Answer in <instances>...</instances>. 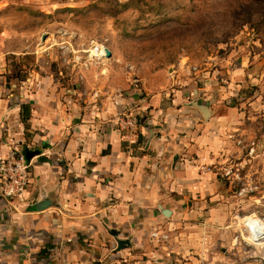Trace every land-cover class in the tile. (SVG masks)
Instances as JSON below:
<instances>
[{"label":"crops","instance_id":"obj_1","mask_svg":"<svg viewBox=\"0 0 264 264\" xmlns=\"http://www.w3.org/2000/svg\"><path fill=\"white\" fill-rule=\"evenodd\" d=\"M177 80L185 89L173 96L168 86L150 95L123 82L128 92L119 95L113 84L114 104L82 105L48 86L14 94L0 77V158L12 148L31 155L33 177L24 202L0 198V264H205L213 237L184 227L197 226L187 220L198 206L212 214L219 206L217 174L200 169L219 160L222 144L205 133L213 111L206 122L183 99L194 84ZM125 109L136 114L134 136L118 124ZM44 200L52 206L34 211ZM118 240L129 246L118 250Z\"/></svg>","mask_w":264,"mask_h":264},{"label":"rangeland","instance_id":"obj_2","mask_svg":"<svg viewBox=\"0 0 264 264\" xmlns=\"http://www.w3.org/2000/svg\"><path fill=\"white\" fill-rule=\"evenodd\" d=\"M0 63L12 93L48 86L82 105L114 104L113 84L118 95L124 82L150 95L168 86L173 96L185 89L177 76L190 79L183 99L213 111L205 133L222 145L208 166L219 206H198L187 220L197 226L184 229L213 237L205 264H264V239L243 224L264 222V0H0ZM111 75L118 80L106 83Z\"/></svg>","mask_w":264,"mask_h":264},{"label":"built area","instance_id":"obj_3","mask_svg":"<svg viewBox=\"0 0 264 264\" xmlns=\"http://www.w3.org/2000/svg\"><path fill=\"white\" fill-rule=\"evenodd\" d=\"M5 75V67L0 63V77ZM118 124L122 130L127 131V136L136 135L138 120L132 109L122 110L117 116ZM202 172H211L210 167L202 166ZM33 183L31 163L25 154L17 148H12L10 153L0 158V198L3 200L25 201V195ZM246 221V222H245ZM244 229L250 238L264 239V222L254 217L243 220ZM156 241L167 240L165 234L154 232L151 235ZM127 264V263H125Z\"/></svg>","mask_w":264,"mask_h":264},{"label":"water","instance_id":"obj_4","mask_svg":"<svg viewBox=\"0 0 264 264\" xmlns=\"http://www.w3.org/2000/svg\"><path fill=\"white\" fill-rule=\"evenodd\" d=\"M105 53H106V56L108 58H111L112 57V54H111V52L108 49H105ZM200 109H201V112H202L203 116L206 119H209L210 118V115H211L210 110L206 106H202V107H200ZM26 157L27 158H30L31 155L26 154ZM51 206H52V202H50L48 200H44V201H41V202L37 203L34 206V211H36V212L43 211V210L48 209ZM165 215L166 216H169V211H166L165 212ZM112 235L114 237H117L118 236V232L113 231L112 232ZM117 244H118V248L117 249L118 250H123V249H125V248H127L129 246V241H127V240H118Z\"/></svg>","mask_w":264,"mask_h":264},{"label":"bare ground","instance_id":"obj_5","mask_svg":"<svg viewBox=\"0 0 264 264\" xmlns=\"http://www.w3.org/2000/svg\"><path fill=\"white\" fill-rule=\"evenodd\" d=\"M103 51V50H102ZM100 53V52H99ZM97 55V54H96Z\"/></svg>","mask_w":264,"mask_h":264}]
</instances>
